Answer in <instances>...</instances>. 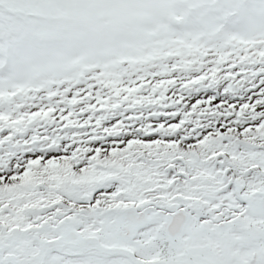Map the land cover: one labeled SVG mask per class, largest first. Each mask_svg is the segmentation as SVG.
Listing matches in <instances>:
<instances>
[{"label": "snow or ice", "instance_id": "6c2138e0", "mask_svg": "<svg viewBox=\"0 0 264 264\" xmlns=\"http://www.w3.org/2000/svg\"><path fill=\"white\" fill-rule=\"evenodd\" d=\"M0 264H264V0H0Z\"/></svg>", "mask_w": 264, "mask_h": 264}]
</instances>
